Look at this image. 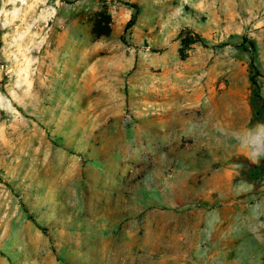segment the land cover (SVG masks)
Here are the masks:
<instances>
[{"label": "rangeland", "instance_id": "rangeland-1", "mask_svg": "<svg viewBox=\"0 0 264 264\" xmlns=\"http://www.w3.org/2000/svg\"><path fill=\"white\" fill-rule=\"evenodd\" d=\"M116 174L138 264H264V0H0V264H81Z\"/></svg>", "mask_w": 264, "mask_h": 264}, {"label": "crops", "instance_id": "crops-1", "mask_svg": "<svg viewBox=\"0 0 264 264\" xmlns=\"http://www.w3.org/2000/svg\"><path fill=\"white\" fill-rule=\"evenodd\" d=\"M150 135L151 133H146L145 137H150ZM123 168L122 170H125V173L133 171L131 166ZM116 175L115 178L101 182L108 187H110L109 184L111 185L110 191L101 193L100 195L101 199L110 201L106 204L105 211L107 224L100 226L91 224L87 226L84 233L85 235L80 237L82 239L80 245L78 246L76 243H73L74 249L78 247L81 249L79 250L81 252H76L74 255V258L79 260L81 264H99L98 257L100 255L97 254L98 248H102L104 252L101 264H138V261L135 259L137 257L132 251V241L133 237L137 239V234L135 233L138 232L139 229L144 228L145 225L144 223H140L141 220H132L129 219V217L144 214V205L149 201L150 193L144 191L142 194H137L139 189H144L143 178L135 177L131 180L130 175ZM172 184L175 186V182ZM169 201L173 206L172 210H170V214H172V216H177L181 210L179 207L177 208L179 202L175 192L172 193V197H170ZM61 208L62 204H57L58 211H56V221L58 223L64 220L63 214L60 212ZM196 211L199 212L200 220L192 223L191 228L194 230L202 229L203 226L206 227L208 224V216L204 215L206 209L188 210L185 208V212L189 214ZM53 218H55V216ZM61 219L62 221H60ZM83 224L84 223H82V225ZM173 225V230L177 231V224ZM75 227L76 226H73L74 230ZM66 228L69 229L68 226ZM63 232V234H65L68 231L63 230ZM105 232H109L108 236L104 234ZM58 244L59 248L65 249V247H70V244L65 241H63L62 244Z\"/></svg>", "mask_w": 264, "mask_h": 264}, {"label": "trees", "instance_id": "trees-1", "mask_svg": "<svg viewBox=\"0 0 264 264\" xmlns=\"http://www.w3.org/2000/svg\"><path fill=\"white\" fill-rule=\"evenodd\" d=\"M125 4L129 5L130 7L134 8L135 12L137 13L138 11V6L135 3H128L126 2ZM135 20V16H132L126 23L125 26V30H127L129 27L132 26V24L134 23ZM92 31L94 32V34L96 35V37H100L102 35L107 36L109 35L110 32V27H109V21L108 18H106L105 20H97L94 22L93 27H92ZM245 41V39H243ZM245 46V45H242ZM245 50H247V47H244ZM252 56V55H251ZM250 80L252 82V84L258 88V82L255 79V77L251 76ZM258 92V91H257ZM259 96V95H257Z\"/></svg>", "mask_w": 264, "mask_h": 264}, {"label": "clouds", "instance_id": "clouds-1", "mask_svg": "<svg viewBox=\"0 0 264 264\" xmlns=\"http://www.w3.org/2000/svg\"><path fill=\"white\" fill-rule=\"evenodd\" d=\"M254 163H256V162H258V160L257 161H253Z\"/></svg>", "mask_w": 264, "mask_h": 264}]
</instances>
